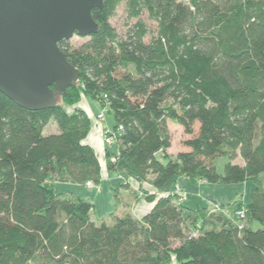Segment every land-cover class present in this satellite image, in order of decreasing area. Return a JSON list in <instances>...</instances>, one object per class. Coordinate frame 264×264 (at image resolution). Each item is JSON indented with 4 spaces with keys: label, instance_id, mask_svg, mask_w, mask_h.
Masks as SVG:
<instances>
[{
    "label": "trees",
    "instance_id": "obj_1",
    "mask_svg": "<svg viewBox=\"0 0 264 264\" xmlns=\"http://www.w3.org/2000/svg\"><path fill=\"white\" fill-rule=\"evenodd\" d=\"M121 3L119 35L109 21ZM91 16L96 34L59 44L79 79L53 109L30 112L0 93V264H264V0H104ZM82 95L112 116L117 151L105 166L119 188L252 182L248 202L209 215V202L145 192L142 218L93 221L88 201L53 188L100 183L83 143L91 120L65 110ZM51 122L57 131L44 135ZM167 123L190 136L188 151L168 155Z\"/></svg>",
    "mask_w": 264,
    "mask_h": 264
},
{
    "label": "water",
    "instance_id": "obj_2",
    "mask_svg": "<svg viewBox=\"0 0 264 264\" xmlns=\"http://www.w3.org/2000/svg\"><path fill=\"white\" fill-rule=\"evenodd\" d=\"M104 0H0V93L20 108L51 110L79 79L59 44L97 33Z\"/></svg>",
    "mask_w": 264,
    "mask_h": 264
},
{
    "label": "rangeland",
    "instance_id": "obj_3",
    "mask_svg": "<svg viewBox=\"0 0 264 264\" xmlns=\"http://www.w3.org/2000/svg\"><path fill=\"white\" fill-rule=\"evenodd\" d=\"M182 1H185V0H182ZM125 21H126V18H125V14H124V3H121L117 7L114 16L110 19L109 22H110V25L116 30V32L119 35H122L124 32ZM147 24L149 25V27L152 30L154 29L155 25L153 23H150L147 21ZM86 40H87L86 38H80L77 36H73L69 40V44L71 47L76 48V47L80 46L83 42H85ZM77 106L80 107L82 110L86 111L89 115L88 116L89 119L91 121H93L94 123H97L98 127H102V129H105V128L109 129L112 127L113 119H112L111 114H109L106 109L101 110L99 105L96 102H94V101L90 100L89 98L85 97L84 95H82L80 100L78 101V103L75 106L65 107V110L68 113H70ZM97 113L98 114L103 113V118L101 120L96 119ZM167 126H168V130H169L170 137H171V147L167 151L168 155H170L171 157H175L179 152L188 151V149L184 147L183 143L185 140L190 139V136L185 135L183 133V130L176 125H173L171 123H167ZM197 129H198V125L195 124L193 127V132L196 133ZM56 131H57L56 125L51 122L49 125H47L45 127L43 133H44V135H48L50 133H55ZM105 133H106V131L103 132V137H104ZM89 140L92 141L91 134H90ZM103 145H104V143H103ZM108 149L110 150V152L116 151L115 146H111ZM105 152L106 151L103 150L102 153L106 154ZM226 162H227V160L225 158H219V159H216L214 161V165H215L218 173H222L223 167L226 164ZM236 162H239V160H236ZM58 186H60V185L56 184L54 190H55V192L59 193L60 190L58 189ZM129 186L132 187L134 189V191H136L137 184L135 182H133L132 180L129 181ZM206 186H208V187H204L203 184L199 185L198 189H197L198 195L197 196L194 195L192 198L188 197L189 199L178 188H175L173 190L172 194H177L180 197V201L183 203H186L190 207H194V205H195L194 202H196V200L201 203L204 200V198H206V197L219 200L224 204L214 203L212 201L204 202V203L209 202L210 209H209L208 214L210 215L213 212H224V214L229 215V213L224 208H222L221 205H225V206L229 205L232 202H234V200L239 201L241 204L243 202L247 203L249 200V193L254 188V185L252 182H247L244 184H237V185H223V186L206 185ZM127 196H128V193H126L125 191L122 190L120 192L121 203L123 202L125 204V203L130 202L132 200V197H133L132 194H130L129 197H127ZM197 205H195V206H197ZM215 205L217 206V208L214 207ZM119 209L120 210L123 209L122 204L120 205ZM241 211L242 210H240V212ZM98 213L99 212L94 205V209L91 212V219L95 222H99ZM239 213H238V215H239ZM109 220L110 219L107 218L106 222L110 223ZM253 227H254V229H261V226L259 224H254Z\"/></svg>",
    "mask_w": 264,
    "mask_h": 264
},
{
    "label": "crops",
    "instance_id": "obj_4",
    "mask_svg": "<svg viewBox=\"0 0 264 264\" xmlns=\"http://www.w3.org/2000/svg\"><path fill=\"white\" fill-rule=\"evenodd\" d=\"M76 109L82 110L78 106L76 108H74V110H76ZM74 110H72V111H74ZM84 112L87 114V116H89L86 111H84ZM97 125H98L97 123H94L93 121H91L90 132H89L88 136L86 137V139L84 140L83 143L85 145L90 146L94 150V152L98 158L99 165H100V178H101L99 185L98 186H94L92 184L71 185V184H65V183H54L53 188H55L56 184L60 185V186H58V189L60 190V192L59 193L55 192V190H54V192L56 194H62V193H66V192L73 193V194L79 196L80 198L88 201L92 205V211H93L94 205H95V207L97 208V210L99 212L98 213L99 221L107 220V218L109 219V217L111 215H119L123 212H130V213H132V215L135 218L140 219L146 213L149 212V210L151 209V207L153 205L152 203H149L144 199L143 193L148 192V193L152 194L153 192H155V190H153L147 184H139L135 181H133V182H135L137 184L136 191H134V189L130 186L126 189L125 188H119V186L124 185L125 182L120 177H118L116 175H110L107 172L106 166H105V154L102 153L103 150L110 152V150L108 148L113 146V145H110V146H104L103 145V132L109 131L112 129L111 128L102 129V127H98ZM90 134L92 137V141L89 140ZM116 151L115 152L111 151L110 153H116ZM128 184H129V182H128ZM202 184L204 187H208L206 185L216 186V185L208 184L205 182H199L196 184H191L186 178L178 177V178H174L172 181L168 182L163 188H161L159 191L155 192V194L157 197L167 196L169 194H172V192L175 188H178L181 190V192L183 194H185V196L187 198L188 197L192 198L194 195L195 196L198 195V190H197L198 186L202 185ZM218 186H221V185H218ZM122 190L125 191L126 193H128L127 197H129V195L132 194L133 197H132V200L130 202H127L125 204L123 202L121 203L120 192ZM114 191H116V193L118 195V200H116L114 195H113ZM206 201H212L215 203L224 204L219 200H216L213 198H208V197L204 198V200L201 203L196 200V202H194V204L195 205L203 204ZM121 204L123 207L122 210L119 209ZM109 222H110V220H109Z\"/></svg>",
    "mask_w": 264,
    "mask_h": 264
},
{
    "label": "built area",
    "instance_id": "obj_5",
    "mask_svg": "<svg viewBox=\"0 0 264 264\" xmlns=\"http://www.w3.org/2000/svg\"><path fill=\"white\" fill-rule=\"evenodd\" d=\"M102 118H103V113L97 114L96 119L101 120ZM113 134L114 133L111 130L106 131V133L104 134V137H103V143H104L105 146L112 145V143H113V137H112ZM214 207L217 208L216 205ZM239 216H241V213H239Z\"/></svg>",
    "mask_w": 264,
    "mask_h": 264
}]
</instances>
